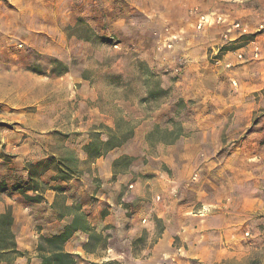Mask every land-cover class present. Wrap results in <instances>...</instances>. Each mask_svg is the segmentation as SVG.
Here are the masks:
<instances>
[{"label": "rangeland", "instance_id": "rangeland-1", "mask_svg": "<svg viewBox=\"0 0 264 264\" xmlns=\"http://www.w3.org/2000/svg\"><path fill=\"white\" fill-rule=\"evenodd\" d=\"M184 3L0 0V177L24 170L23 165L47 154L76 158L74 168L79 173L58 185L66 192L55 200L80 205L87 219V213L94 220L107 212L116 224L106 225L107 244L98 246L95 255L81 257L80 264L109 260L123 264H264V66L259 80L245 84L250 93L245 100L240 98L237 77L227 80L226 89L221 90L226 96L221 98H209L207 87L203 88L205 95L196 93V85L184 81L189 65L184 53L189 52L193 44L189 41L195 35L193 27L180 20ZM140 4L149 11L137 7ZM156 6L162 11L156 12ZM173 34L179 36L176 43L183 49L166 46ZM233 42L232 47L239 50L240 39ZM229 44L225 42L220 49ZM220 49L208 50L212 64L221 59ZM223 106L234 107L226 113L222 145L214 147L204 140L207 136L211 140L212 125L224 117L219 111ZM108 127L117 128L119 134L134 132L124 146L136 134L141 138L134 146L136 156L124 155L114 166L115 176L109 183L120 177L124 180L115 188L104 183L98 172L93 177V162L84 151L96 130L106 140ZM160 142L174 143L177 173L184 171L179 157L184 150L191 154L188 162L195 155L205 160L212 154L216 164L224 161L229 169L217 172L222 166L213 164L201 187L182 186L171 193L170 200H158L162 194L147 184L153 175L143 172L146 167L160 169L157 157L164 153ZM186 169L190 183L202 179L200 167ZM52 176L48 172L42 178ZM158 207H163L162 219ZM42 208L35 213L23 211L18 223L17 230H21L28 222L25 217H31L27 226L37 235V243L32 237L27 239L31 249L42 234L61 231L51 223L50 211ZM133 218L150 231L131 239ZM165 229L173 244L165 246V254L157 251L153 255L150 250ZM105 247L112 249L110 255L103 253ZM25 253L33 256V250ZM99 256L107 260H98ZM17 258L0 264H15Z\"/></svg>", "mask_w": 264, "mask_h": 264}, {"label": "crops", "instance_id": "crops-1", "mask_svg": "<svg viewBox=\"0 0 264 264\" xmlns=\"http://www.w3.org/2000/svg\"><path fill=\"white\" fill-rule=\"evenodd\" d=\"M184 1H185L184 5H180V9H181L180 20L188 23L189 26H192L193 29L195 30L194 38L191 39V41H189L190 44L191 43L193 44L189 49V52L184 53L185 54L184 56L185 57L188 56L189 58V65L186 74L187 78L185 77L184 81L187 83L195 84L197 91L196 93H199V95H205L203 88L207 87V90L210 91V93L208 94L209 98L212 97L221 98L222 96H226L225 95L226 92L222 93L221 90L224 88L226 89L227 80L237 77L240 78V83L242 88V90L240 89L241 90L240 98H243V100H245V97H248L250 95V93L246 92V90L244 89L245 84L252 83L254 80L251 79L259 80V71L264 66V29L261 33H258L257 36L255 37V41H254L255 43L251 42L248 44H244L243 41L240 40L239 51L237 52L227 51L225 52V54L223 53L224 55L222 54V56L220 57L221 59L219 63L217 62L214 64L211 63L212 58L208 57V50L218 51L220 49V47L225 43L224 36L227 33V28L230 26V24L234 22H240L243 26L249 28L250 33H257L259 31L260 26L264 25V0H251V1L247 0L245 3H242L240 5L229 4L226 2L215 1V0H184ZM137 7L145 11H149L147 5L140 4ZM160 7L161 6H156V9L154 8V10L156 12H161L162 8ZM195 9L199 10V13L197 14L192 13V11ZM239 12H240V16L238 14ZM201 14L222 15L228 20L229 23L214 25L212 27L206 28L204 31H198L196 26L199 20V16ZM181 31L182 30H179L178 32ZM242 36L243 35L241 34V32L234 30L232 33L229 34V40H226V42L236 41ZM222 42L224 43L222 44ZM256 45L260 47V51H261L260 53L261 55L259 59H254L252 56L253 48ZM178 48L183 49L180 47L179 43L176 45V49ZM239 52L246 55L243 60L238 59L237 54ZM207 84L210 86V88L207 86ZM232 107L223 106V108H220L219 111L224 113V117L222 116L218 122H214V124L212 125L213 126L212 128H214V134L210 135L211 140H209L207 136V140L205 138L204 143H207L209 141V143L207 144L212 143L214 147L216 146L219 147V145H222L221 131L226 126V121H227V119H225L227 118L226 113L233 111ZM140 139L141 138H139L136 134L135 137L125 146L123 145L120 148H116L110 151L105 157H102L97 161L93 162L91 164L93 167L92 168L93 177H97L96 174L98 172L100 174V177L105 181L104 183H107L108 186L112 187L113 185H115L114 188L120 187L121 185L120 182L123 183L124 181L122 177L118 178L119 181L115 183L113 182L109 183L112 180L113 176H115L114 166L118 161V159H120V157L124 155L136 156L134 146L138 144V140ZM185 144L188 145L187 142H185ZM199 144H203V143H199ZM160 146L164 150V153H162L160 156L157 157V161H160V169H152L150 167H146L145 172H143L144 175H153L152 179H148L147 184L155 186L153 191L156 190L162 194V195L160 194L157 195V199L158 197L160 198L159 200H161L162 197L164 199L168 198L170 200L171 193L175 190H178L182 186L187 187L192 185L191 188L193 187L195 189L197 187H201L203 184L206 183L207 181L206 178H208V176L211 174L213 170V164L215 167L222 166L221 170L218 169L217 172L225 171L229 169V165L223 164L224 161H221L218 164H216V160L212 159V154L208 155L205 160H199V158H196L195 155L194 158H191L192 161L188 162L190 160L189 157L191 156V154L189 153V150H184L179 155V157L184 161L185 164L184 171H180V173L179 172L177 173L175 169L177 170L178 165L176 163V159L174 155L177 150L175 149L174 143L160 142ZM49 156L50 154H47V156L43 158L44 160L42 159L38 161L45 162L47 161ZM20 158H22V156H20ZM20 158H18V160ZM81 158L84 159L83 157ZM38 161L36 160L33 161L32 163L33 164L39 163ZM189 166L194 168L198 166L201 168L200 171H202L203 173L201 176L202 179L199 180L197 184L190 183V180L188 179L189 173L187 172L186 168ZM22 167L24 168V170H20L19 172H14V173L26 179L29 173L26 169V165H23ZM141 169L142 168H140V170ZM49 172H51L53 176L49 178V180H46V178L44 179L46 183L50 184L49 188L45 191L44 194L46 198V202L44 203L41 204L27 203L20 194L13 191H12L13 193L11 191H9L8 193H0V214L8 210L10 206H14L15 208H18L17 209L18 211L14 209L13 215L15 219L14 233L16 234V241L18 243L19 250L22 252L25 251L31 252L33 250V256L30 253L29 257H18L15 261V264H26V262H24V259L27 260L32 259V261L38 260L36 253L37 245H35L34 248L31 249L30 245L27 242V239L28 240L30 239L29 237H32L31 239H34V241L37 238V235L35 236L34 232L30 233V228H28L27 226L30 224L31 217L30 216L25 217L26 222L28 220L26 226L22 227L21 230H17L19 225L18 223L20 222V216L23 213V211H31L32 213H35L36 210H42L43 209L42 207H45L46 209H48V212L50 211V219L52 220L51 223L56 224V227L60 228L61 230L66 224H68L72 220V217L65 216L62 219L63 221H59L60 218L58 217V212L52 208V204L55 201L58 194L54 190V187L60 184H64L66 182L56 181L55 180L56 173L54 171H49ZM170 172L172 173V177L170 176L171 174ZM217 172L213 173L212 176L215 177ZM10 173L13 174L12 171L8 172V174ZM5 175L7 174H3L0 178H3ZM12 185L13 183H10V187ZM143 192H144V188L141 189L140 194H142ZM13 199L17 201H14ZM18 200L19 201L21 200L23 203L22 204L17 203ZM204 201H206L205 198ZM217 204H218L217 206H219L222 210L224 209L222 203H217ZM165 206H167V204ZM162 208L163 207L157 208L159 209L157 211H159L160 213L157 215L158 218L160 219H162L161 217L162 215H164V212H162ZM87 216L89 222L94 227V230L97 231L98 233H102L104 236L110 235V234H106V231L108 230H106L105 227L108 223H112L113 225H116L114 218H112L113 217L112 215H107L105 218L101 217L100 219L95 217L94 220L93 218H91L89 213H87ZM54 220H56V223H54ZM144 220L146 219L144 218ZM127 221L129 222V219L125 220V222ZM131 221L134 224V226H132L129 231L130 233L129 237L131 239H134V237H138L140 235L142 237L143 234H147V232L150 231V229L145 230L146 226H143L135 218H133ZM60 222H63V224H61ZM209 224L210 221L205 222V227L208 228ZM164 225L165 227H167L166 223ZM229 225H231V223ZM55 233L58 232H52L50 234H55ZM88 240H89L88 233L78 232L76 233L74 238L66 245V249L67 251L73 254L83 257L84 255L87 254V252L84 250V244H86ZM173 241L174 239L172 235L169 233V230L165 229L164 233L162 234V237L159 238L158 243L150 251L152 252L153 255L157 253V251H160L162 253L164 251L163 254H165V250H164V248H166L165 246H167L168 243H170V245L172 246ZM36 243H37V239H36ZM101 249L102 247H99L97 251ZM106 251L108 252V255H110L112 249L109 248L107 250L106 248H104L103 253H106ZM192 253L195 255L198 254L196 250L192 251ZM93 255H95V251L93 252ZM97 259L102 261L107 260L106 256H99ZM2 264H7V263H2Z\"/></svg>", "mask_w": 264, "mask_h": 264}, {"label": "trees", "instance_id": "trees-1", "mask_svg": "<svg viewBox=\"0 0 264 264\" xmlns=\"http://www.w3.org/2000/svg\"><path fill=\"white\" fill-rule=\"evenodd\" d=\"M239 39L243 41L244 44H248L255 40V35H244ZM234 43L235 42H231V44L223 46L218 56L221 57V54L227 51H237V48L232 47ZM66 72H68L67 69ZM107 131L108 138L106 140L101 138V130L98 129L95 131L90 142L84 146V151L89 161L95 162L105 157L110 151L122 147L127 140L134 135L133 131L127 134H119L117 128L114 129L111 127H108ZM124 159L129 160L127 157ZM119 162L120 160L116 162L115 166L118 165ZM75 163L76 158L59 159L49 157L45 162L28 164L26 169L29 174L26 179L16 173H10L0 178V193L13 191L20 194L27 203H44L46 202L44 194L50 184H47L42 179L43 175L49 171H54L56 173V181L70 182L75 174L79 173L76 168H74ZM10 183H13L11 187ZM54 190L59 196L66 192L65 187L58 185L54 187ZM52 208L58 212V217L60 219L67 216L72 217V220L66 224L60 232L40 236L36 248L38 258L37 264H80L81 256L73 254L66 249V245L78 232L89 234V240L84 244V250L87 253H93L98 246H105L107 244L108 237L94 230L80 205L75 203L67 204L64 200L62 203H59L55 200L52 204ZM107 215V212H103L102 214L103 218ZM14 224L15 219L12 209L9 208L4 213L0 214V261H9V258H12V256H28V254L18 249L16 234L14 233ZM101 264L123 263L116 260H109Z\"/></svg>", "mask_w": 264, "mask_h": 264}, {"label": "built area", "instance_id": "built-area-1", "mask_svg": "<svg viewBox=\"0 0 264 264\" xmlns=\"http://www.w3.org/2000/svg\"><path fill=\"white\" fill-rule=\"evenodd\" d=\"M215 1H222V2L229 3V4H242V3H245L247 0H215ZM192 13L197 14V13H199V10L195 9L192 11ZM226 23H229V22L222 15L201 14L199 16V20H198L196 28L198 31H204L206 28L212 27L214 25H220V24H226ZM263 29H264V25H261L259 28V31L257 33H255L256 36L258 33H261L263 31ZM234 30L241 32V34L243 36L249 35V33H250L249 28L243 26L240 22H234V23L230 24V26L227 28V33L224 36L225 42H226V40H229V34L232 33ZM255 34H253V35H255ZM178 38H179V36L177 34H173L171 37L167 38L166 46L170 49L175 48ZM254 41H252V42L255 43ZM237 51H239V50H237ZM260 53H261L260 47L258 45L254 46L253 55H252L253 58L259 59L260 55H261ZM237 56H238V59L243 60L245 58V55L243 53H240V52L237 54ZM216 62L219 63L220 59H218ZM234 84H237L236 81H234ZM197 177L198 176L196 175L195 178H197ZM159 199L160 198L158 197V200ZM143 222L146 223V220H144Z\"/></svg>", "mask_w": 264, "mask_h": 264}]
</instances>
